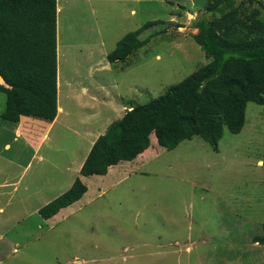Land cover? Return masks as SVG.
<instances>
[{
	"label": "rangeland",
	"instance_id": "rangeland-1",
	"mask_svg": "<svg viewBox=\"0 0 264 264\" xmlns=\"http://www.w3.org/2000/svg\"><path fill=\"white\" fill-rule=\"evenodd\" d=\"M208 1L59 3L58 42H69V87L75 89L69 125L81 131L82 106L90 108L91 127L93 113L107 114L108 124L120 116L110 110L115 101L145 103L205 64L192 34ZM236 2L258 8L264 18V0ZM152 21L139 35L140 48L108 61L125 34ZM64 65L60 57V102ZM4 106L0 92V114ZM6 136L0 127V137ZM150 138L145 156L82 178L87 193L49 219L36 208L62 184L51 182L50 165L32 162L16 189L0 188V264H264V244L254 238L264 225V104L247 102L242 129L232 134L224 128L217 150L199 136L171 150ZM25 155L27 161L28 149ZM5 165L0 162V181Z\"/></svg>",
	"mask_w": 264,
	"mask_h": 264
},
{
	"label": "trees",
	"instance_id": "trees-1",
	"mask_svg": "<svg viewBox=\"0 0 264 264\" xmlns=\"http://www.w3.org/2000/svg\"><path fill=\"white\" fill-rule=\"evenodd\" d=\"M57 0H0V92L2 119L19 122L21 108L43 119L57 113ZM192 34L208 61L158 97L130 105L93 142L81 176L104 175L110 166L132 161L154 134L156 144L175 148L199 136L218 149L226 128L240 132L247 102L264 104V18L258 8L236 0H209ZM155 22L125 34L107 54L110 63L125 60L145 41L139 35ZM87 191L76 177L70 188L38 209L49 219ZM255 240L264 244V225Z\"/></svg>",
	"mask_w": 264,
	"mask_h": 264
},
{
	"label": "crops",
	"instance_id": "crops-1",
	"mask_svg": "<svg viewBox=\"0 0 264 264\" xmlns=\"http://www.w3.org/2000/svg\"><path fill=\"white\" fill-rule=\"evenodd\" d=\"M61 2H63V5L66 4L67 6H69V0H57L56 4L57 113L55 118L46 120L41 118L40 116L33 114V112L18 108L19 122L11 123L2 119L0 114V118L2 120V122H0V127H2V129L7 133V138L0 137V162L6 164L3 168L6 173H4V177L1 178L0 188L6 189L9 187H13V189H16V186L21 181V177L24 171L29 167L30 164L32 165V162L35 161L38 164L50 165L51 167H53L52 173H54L55 177L51 179V182L53 181L55 184L62 182V184H60L61 186H57L54 189V191H57L59 189L55 194H53L49 198H45L41 202V204L37 206V211L40 207L48 203L50 200L54 199L55 197L66 191L68 188H70L76 177H79L82 181V178L87 177L81 176L79 174V170L93 142L100 134L105 132L108 124L111 123H105V120L108 117L107 114L104 116L103 113H93L94 121L96 122H94L95 124H93L91 127V123H89L88 121L89 115H85V113H89L90 108L85 109L84 106H82L77 107L81 110V113L78 114V120L80 122L78 127H80L81 131L73 129L71 125H69V93H73L75 89L69 87V42L66 44L64 43L61 46L62 50L58 42V13L62 7V5H59V3L61 4ZM63 54L65 55V59H63ZM60 57L62 59V62L65 64L64 67H62V78L64 79L62 102H60L59 99L61 89L59 78ZM0 83L4 84L3 81ZM81 89L85 94L88 91V88L84 85L81 86ZM76 96L79 98H85L77 94ZM105 98L106 97H103V99ZM113 104L116 105L112 106L110 110L115 114L120 113V116H118L119 118L125 113V111L129 109V105H122L120 103V100L117 102L115 101ZM91 128L93 129L91 131L92 134L90 132ZM50 136H52L51 141H55L54 143H49ZM59 139H64L65 142L62 143L59 141ZM25 149H28L29 152L27 161ZM149 150L150 146L136 158L145 156L149 152ZM117 164L110 166L107 170V173ZM61 167H65L64 170L66 171V174L63 178L60 177V174L64 171ZM19 169L21 170V174H19L18 178L16 179V175H18L17 173ZM10 170H16V173L13 176H9L8 171ZM107 173L104 175H107ZM87 191L85 193H87Z\"/></svg>",
	"mask_w": 264,
	"mask_h": 264
}]
</instances>
